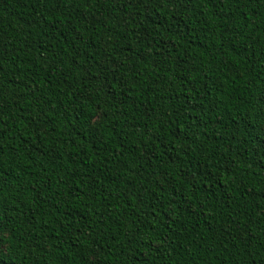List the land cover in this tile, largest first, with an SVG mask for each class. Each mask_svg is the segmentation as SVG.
Segmentation results:
<instances>
[{
	"label": "trees",
	"instance_id": "trees-1",
	"mask_svg": "<svg viewBox=\"0 0 264 264\" xmlns=\"http://www.w3.org/2000/svg\"><path fill=\"white\" fill-rule=\"evenodd\" d=\"M0 264H264V0H0Z\"/></svg>",
	"mask_w": 264,
	"mask_h": 264
}]
</instances>
